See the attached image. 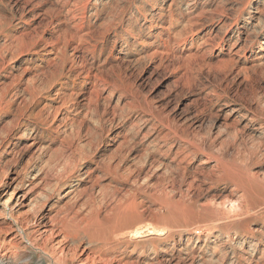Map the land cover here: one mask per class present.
I'll use <instances>...</instances> for the list:
<instances>
[{
    "label": "rangeland",
    "instance_id": "1",
    "mask_svg": "<svg viewBox=\"0 0 264 264\" xmlns=\"http://www.w3.org/2000/svg\"><path fill=\"white\" fill-rule=\"evenodd\" d=\"M21 254L264 264V0H0V264Z\"/></svg>",
    "mask_w": 264,
    "mask_h": 264
},
{
    "label": "bare ground",
    "instance_id": "2",
    "mask_svg": "<svg viewBox=\"0 0 264 264\" xmlns=\"http://www.w3.org/2000/svg\"><path fill=\"white\" fill-rule=\"evenodd\" d=\"M8 207V206H7ZM16 220V219H15ZM141 227V226H140ZM49 227L47 226V225H42V224H39L38 226H37V232L39 233V240H42L43 239V235H45V234H47V233H49L50 232V235L53 233L52 231L53 230H50V229H48ZM134 228V227H133ZM143 228H145V227H143ZM146 230H147V228L145 229V233H146ZM143 229L142 228H135V230H132V231H130L129 233H127L128 234V236L127 237H129V238H132V239H137V238H141V236H143L142 234H143ZM148 231V230H147ZM48 243L49 242H47L43 247H38V248H36V247H34V248H36L37 250H39V251H41L43 254H45L44 256L45 257H48L49 258V260H53L55 263H56V260L54 259V256H53V254L52 255H50L49 253H47L46 252V250H45V248H47V246H48ZM31 245V244H30ZM33 248V247H32ZM63 251H64V249H62L61 250V253H63ZM28 254V253H27ZM5 255H7L6 253H5ZM22 256H20V260H17V261H19V262H22V264H43V262H41L40 261V259H37L35 256H33L32 254V256H26V255H24V254H21ZM29 255H30V253H29ZM6 257V256H5ZM13 257H15V256H13ZM14 259V258H13ZM15 260V259H14ZM13 260V262L12 263H10V262H2L1 264H15V261ZM52 261V262H53ZM51 262V263H52ZM54 262H53V264H54Z\"/></svg>",
    "mask_w": 264,
    "mask_h": 264
}]
</instances>
